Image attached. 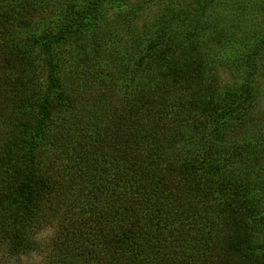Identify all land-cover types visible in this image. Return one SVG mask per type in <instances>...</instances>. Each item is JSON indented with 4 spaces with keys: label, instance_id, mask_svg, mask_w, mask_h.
Listing matches in <instances>:
<instances>
[{
    "label": "trees",
    "instance_id": "16d2710c",
    "mask_svg": "<svg viewBox=\"0 0 264 264\" xmlns=\"http://www.w3.org/2000/svg\"><path fill=\"white\" fill-rule=\"evenodd\" d=\"M51 6L0 0V264H264V172L229 169L242 107L197 28L78 44L31 23Z\"/></svg>",
    "mask_w": 264,
    "mask_h": 264
},
{
    "label": "rangeland",
    "instance_id": "374dc122",
    "mask_svg": "<svg viewBox=\"0 0 264 264\" xmlns=\"http://www.w3.org/2000/svg\"><path fill=\"white\" fill-rule=\"evenodd\" d=\"M46 20H31L38 28L56 30L69 24L82 29L78 44L95 42L103 47L104 31L115 30L116 39L130 26L160 24L157 13L177 14L166 23L178 34H193L200 55L212 59L218 76L219 92L236 89L242 127L230 125L225 139L233 154L231 171L248 168L252 179L264 172V0H50ZM81 17L76 26L74 18ZM90 16V17H89ZM84 17L88 19L86 27ZM165 23V24H166ZM99 33H95V31ZM189 30V31H188ZM93 33V34H92ZM175 34V33H174ZM192 39V38H190ZM112 58V57H111ZM107 60V59H106ZM117 60V59H115ZM114 60V61H115ZM108 62L113 61L107 60ZM244 82V86L240 84ZM238 92L241 95H238ZM224 145H229L227 142ZM236 153V155L234 154ZM260 174V175H259ZM259 175V176H258ZM45 233L43 232L42 235Z\"/></svg>",
    "mask_w": 264,
    "mask_h": 264
}]
</instances>
